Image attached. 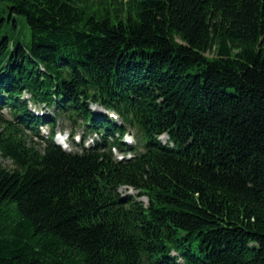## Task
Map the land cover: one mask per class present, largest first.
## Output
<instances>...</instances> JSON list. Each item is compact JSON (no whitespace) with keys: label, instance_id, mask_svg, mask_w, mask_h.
Instances as JSON below:
<instances>
[{"label":"trees","instance_id":"obj_1","mask_svg":"<svg viewBox=\"0 0 264 264\" xmlns=\"http://www.w3.org/2000/svg\"><path fill=\"white\" fill-rule=\"evenodd\" d=\"M1 3L0 264H264V0Z\"/></svg>","mask_w":264,"mask_h":264},{"label":"rangeland","instance_id":"obj_2","mask_svg":"<svg viewBox=\"0 0 264 264\" xmlns=\"http://www.w3.org/2000/svg\"><path fill=\"white\" fill-rule=\"evenodd\" d=\"M89 1H91V0H89ZM2 12H3V14L5 15V18L8 21V19H9L8 9H6L5 6L1 3L0 4V14H2ZM15 30L16 31L20 30V32L22 33V39L23 40L27 41L28 39H30V34L31 33H30V30H29V27L27 26L26 21L18 19L17 28H15L14 26L11 27L10 28V32L13 33ZM0 116L4 117L5 119H9V117H10L9 111L6 108L2 109L0 111ZM66 127H67V129L70 130V132L75 130L76 133H78L79 132L78 130H80V131L82 130V128H75V127L71 126V124L68 121L61 119L59 124H58V126H57V128H66ZM2 129H3V122L0 120V131H2ZM44 129H45V132H46V131H48L49 127L45 126ZM43 130H42V132H43ZM70 132L66 131L64 133L66 134V133H70ZM129 132H130V136L133 135L134 138H135L134 130L129 129ZM33 139L36 142H41L42 141L40 136H33ZM0 162H2L5 166H9V167L13 166V163H12V161L10 159H4L1 155H0ZM121 191H122L123 194H125V193L126 194L127 193H130V194L136 193V191L134 189L128 188V187L121 188ZM140 199L144 200L145 202L147 201V198L144 197V196H141Z\"/></svg>","mask_w":264,"mask_h":264}]
</instances>
